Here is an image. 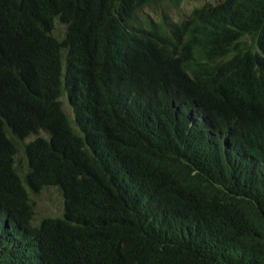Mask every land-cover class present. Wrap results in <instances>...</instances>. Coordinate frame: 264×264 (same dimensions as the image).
<instances>
[{
    "label": "trees",
    "instance_id": "trees-1",
    "mask_svg": "<svg viewBox=\"0 0 264 264\" xmlns=\"http://www.w3.org/2000/svg\"><path fill=\"white\" fill-rule=\"evenodd\" d=\"M181 1L0 0V264H264V0Z\"/></svg>",
    "mask_w": 264,
    "mask_h": 264
},
{
    "label": "rangeland",
    "instance_id": "rangeland-1",
    "mask_svg": "<svg viewBox=\"0 0 264 264\" xmlns=\"http://www.w3.org/2000/svg\"><path fill=\"white\" fill-rule=\"evenodd\" d=\"M218 0H182L177 6H173L168 2L161 3L158 5H153L147 7L139 15L149 16L155 21H161L163 15L168 16L172 21L180 22L184 17H186L190 11L205 3H215ZM65 25L60 23L58 20L54 22L53 35L57 39H61L64 35ZM63 106V110L67 116L72 119V113L67 103L65 96L60 98ZM40 136H45L44 133H40ZM36 138V135H32L24 140V142H29ZM22 149L19 147L17 154L15 156L16 161L22 162ZM30 200L33 205V220L32 224L37 225L39 220L46 216L56 217L62 214V198L58 189L53 187H46L41 192L34 194H29Z\"/></svg>",
    "mask_w": 264,
    "mask_h": 264
}]
</instances>
